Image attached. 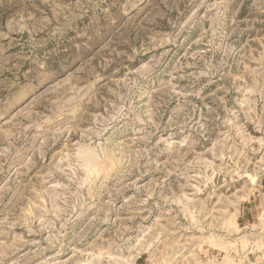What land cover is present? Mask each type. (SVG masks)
Segmentation results:
<instances>
[{"label": "rangeland", "instance_id": "1", "mask_svg": "<svg viewBox=\"0 0 264 264\" xmlns=\"http://www.w3.org/2000/svg\"><path fill=\"white\" fill-rule=\"evenodd\" d=\"M0 264H264V0H0Z\"/></svg>", "mask_w": 264, "mask_h": 264}]
</instances>
